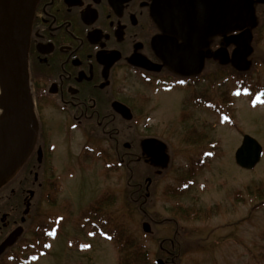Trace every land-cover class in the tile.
<instances>
[{"label": "flooded vegetation", "instance_id": "flooded-vegetation-1", "mask_svg": "<svg viewBox=\"0 0 264 264\" xmlns=\"http://www.w3.org/2000/svg\"><path fill=\"white\" fill-rule=\"evenodd\" d=\"M196 1H19L38 130L24 158L0 180V249L18 233L0 264L37 244L41 208L58 204L62 174L75 163L103 160L108 172H116L129 158L130 170L143 165L160 177L168 165L151 160L156 152L145 142L163 144L169 159L182 151L171 138L198 146L201 137L186 134L187 120L216 107V96L200 85L215 78L217 68L231 76L234 39L246 31L255 53L264 0H244L250 18H242L235 31L218 33L211 24L227 27L232 0ZM211 9L216 14L209 15ZM247 82L244 75L246 90ZM77 140L85 142L74 158ZM51 228L57 233L56 225ZM29 234L32 241L24 245ZM163 255L164 264L177 260L171 251Z\"/></svg>", "mask_w": 264, "mask_h": 264}, {"label": "rangeland", "instance_id": "rangeland-1", "mask_svg": "<svg viewBox=\"0 0 264 264\" xmlns=\"http://www.w3.org/2000/svg\"><path fill=\"white\" fill-rule=\"evenodd\" d=\"M258 34L247 83L250 88L264 90V28ZM226 71L217 68L216 77L200 85L202 92L216 96V107L212 114L202 109L187 120L186 134L199 135L198 146L170 139V143H179L182 151L170 158L172 164L150 187L145 211L152 233L144 236L143 214L131 200L133 188L128 184L130 178L133 185L143 184L146 167L108 172L103 160H87L81 167L75 163L71 171L62 174L58 204L51 207L44 202L41 208L40 222L56 225L57 236L48 241L47 253L40 249L35 264L118 263L114 243L76 223L103 192L114 195L118 215L136 236L144 238L152 264L164 259L161 242L168 249L173 239L181 247L178 264H264V100L252 102L236 86L240 77ZM244 135L263 149L262 160L252 171L239 168L235 162ZM84 142H74V158ZM97 147L104 146L100 143ZM24 238V245L32 241L31 234Z\"/></svg>", "mask_w": 264, "mask_h": 264}, {"label": "water", "instance_id": "water-1", "mask_svg": "<svg viewBox=\"0 0 264 264\" xmlns=\"http://www.w3.org/2000/svg\"><path fill=\"white\" fill-rule=\"evenodd\" d=\"M19 1L21 0H6L0 17V180L24 158L38 130L29 89L28 41H25L24 33L21 32L24 20L18 8L21 3ZM231 4L232 8L228 13L232 20L227 22L226 28L210 17L217 24L214 26L211 24L217 33L218 31H235L242 18L248 19L251 16L252 9L246 7L244 0H232ZM212 12L215 13V10L211 9L208 14L211 15ZM251 42L250 31L234 39L237 50L233 54L231 64L240 72L250 69L248 58L253 53L250 48ZM144 145L146 148L154 147L155 149V155L150 153L151 160L164 166L169 164L170 159L165 154L163 144L151 140ZM262 155L261 145L249 135H245L234 156L237 166L243 170L252 171L261 162ZM152 181L150 178L146 180V191H150ZM147 196L149 197V194ZM143 231L151 234V225L145 222ZM17 234L14 233L4 243L0 249V255L6 250L5 248L16 242ZM157 262L163 264L164 261Z\"/></svg>", "mask_w": 264, "mask_h": 264}, {"label": "trees", "instance_id": "trees-1", "mask_svg": "<svg viewBox=\"0 0 264 264\" xmlns=\"http://www.w3.org/2000/svg\"><path fill=\"white\" fill-rule=\"evenodd\" d=\"M232 72L233 76L237 75L240 78L245 75L243 73H238L233 69ZM250 72L251 71L248 73ZM236 86L238 88L241 87L239 82ZM262 92L263 89L259 88L256 90L254 88L250 95L252 96V99L260 101L264 100V93ZM129 161V158H125V162H121L120 166H125L128 170H130L131 167L126 165ZM170 164H172V162ZM193 172L194 171L190 170L192 176ZM146 177L154 178L155 175L152 171H148L147 174H145V178ZM130 181L131 178L128 183L129 186L133 188V192L130 193V198L132 201L138 203V209L143 214V221L149 222L151 219L145 211V205L149 200L147 198V192L145 191L146 184L143 183L141 185H133ZM189 184L191 185L190 182ZM113 196L114 195L110 194V192H103L99 199L83 211L78 222L83 226V228H90V233L92 235L95 234L97 236H101L102 238L114 243L118 252L117 264H152L150 251L146 241L141 236H136V233L131 231L128 225L124 222L123 218L118 215L117 210L114 209ZM172 221L174 220L172 219ZM51 232L52 230L48 223L43 224V226L41 225L39 227V233L36 234L37 244H35L34 247L26 248L21 252L16 253L14 259L10 261V264H35L38 260V253L41 252L40 249L42 248V253H47L49 250L48 241L56 236ZM164 247V244L160 245V253L171 251L173 256L175 255L178 260V257H180L181 254V247L177 241L175 242V246H169L168 249H165Z\"/></svg>", "mask_w": 264, "mask_h": 264}, {"label": "bare ground", "instance_id": "bare-ground-1", "mask_svg": "<svg viewBox=\"0 0 264 264\" xmlns=\"http://www.w3.org/2000/svg\"><path fill=\"white\" fill-rule=\"evenodd\" d=\"M4 2H5V0H0V17H1V14H2V9L4 7Z\"/></svg>", "mask_w": 264, "mask_h": 264}]
</instances>
